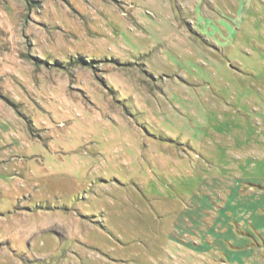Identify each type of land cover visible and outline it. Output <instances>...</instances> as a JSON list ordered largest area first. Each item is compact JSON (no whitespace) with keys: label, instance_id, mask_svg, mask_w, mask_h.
<instances>
[{"label":"rangeland","instance_id":"obj_1","mask_svg":"<svg viewBox=\"0 0 264 264\" xmlns=\"http://www.w3.org/2000/svg\"><path fill=\"white\" fill-rule=\"evenodd\" d=\"M232 177L264 178V0H0V264H221L183 225Z\"/></svg>","mask_w":264,"mask_h":264},{"label":"crops","instance_id":"obj_2","mask_svg":"<svg viewBox=\"0 0 264 264\" xmlns=\"http://www.w3.org/2000/svg\"><path fill=\"white\" fill-rule=\"evenodd\" d=\"M263 180L232 177L219 181L222 183L219 193L207 191L211 197L208 203L195 202L194 213L198 218L192 220L194 225H183L191 230L190 246H203L199 254L213 252L221 264H264ZM250 181H258L263 187ZM195 198L200 200L197 195ZM231 202L237 214L231 209Z\"/></svg>","mask_w":264,"mask_h":264}]
</instances>
